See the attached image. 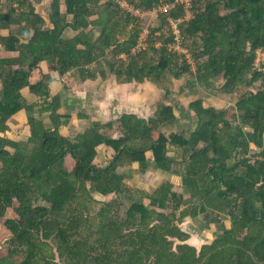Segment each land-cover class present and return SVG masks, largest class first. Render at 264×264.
<instances>
[{"label": "trees", "instance_id": "trees-1", "mask_svg": "<svg viewBox=\"0 0 264 264\" xmlns=\"http://www.w3.org/2000/svg\"><path fill=\"white\" fill-rule=\"evenodd\" d=\"M174 1L52 0L46 19L36 12L43 0H0V220L11 235L0 264H264V69L256 66L264 0H191L189 19L178 4L157 14L140 47L143 27L120 2L150 12ZM71 72L81 82L113 75L162 85L191 76L203 86L222 80L225 94L261 88L228 109L190 102L189 132L168 131L178 119L161 104L149 119L125 113L68 136L59 128L71 117L59 114L60 96L50 100L49 88L51 73ZM36 109L27 141L11 139L10 119ZM102 146L115 153L107 166L97 163ZM134 164L180 183L153 193L134 187L120 173ZM206 212L228 216L230 226L197 249L180 224Z\"/></svg>", "mask_w": 264, "mask_h": 264}, {"label": "rangeland", "instance_id": "rangeland-1", "mask_svg": "<svg viewBox=\"0 0 264 264\" xmlns=\"http://www.w3.org/2000/svg\"><path fill=\"white\" fill-rule=\"evenodd\" d=\"M52 0H43L41 5L38 7V11L43 15L44 18L47 19V8L49 7ZM45 3V4H44ZM123 7L128 11H131L137 18L139 19L140 25L143 27V33L141 35V44L140 47H146V40L150 31V28L156 25L157 22V14L159 13L158 9H155L150 12H144L134 7L128 5L126 2H121ZM62 11L65 12V7H62ZM190 18V14L186 17ZM175 28V25L172 26ZM175 30V29H174ZM99 32L96 30V35ZM73 35L72 32H67L66 37H71ZM176 49L182 51L181 47L175 46ZM258 59L256 61L257 67L264 69V50L258 52ZM46 67L44 66V69ZM194 70V67H192ZM73 73V72H72ZM71 73V75H73ZM71 83V80L68 81ZM222 85V80H219L209 86H203L201 84H196L193 81L191 76H184L179 80L168 79L162 85H155L152 82H145L143 84H137L135 87V93L139 94V113L137 114L139 117L149 119L153 117L156 112L158 105L164 104L173 107V112L178 119V123L173 126H169L166 129L168 131H173L176 133L189 132L195 126V121L192 117V112L189 111L188 105L190 102L194 100H201L203 105L206 107H214L217 110L220 109H228L235 106L238 98L246 91H255L258 88H261L260 84H257L253 88H238L234 92L230 94H225L220 92V87ZM51 100V99H50ZM60 110V109H59ZM66 113H68L66 110ZM65 111H60L61 114H65ZM70 114H75L74 116L77 118V123L79 125H75L74 130L68 129L66 131V135L74 136L76 133V128L83 130L84 132L88 131L92 125L93 121L91 119L85 120L81 115H85V110L80 107L79 109L72 108V111H69ZM77 115V116H76ZM71 117V115H70ZM107 123V122H106ZM248 129V128H247ZM20 136L22 138H26L25 134L21 133ZM100 151V160H98V164L102 166H107L111 159L114 157L115 153L112 149L107 146H102L99 148ZM252 151L250 155H252ZM259 150H255V152ZM169 156H174L173 150L169 149ZM148 157L153 159L152 153L149 152ZM254 159L251 157V160ZM70 163L73 164L74 159L71 157L68 159ZM153 166H150L148 171L144 174L140 173L139 167L137 164L130 168H121L120 173L124 174L131 185L146 189L149 192L153 193L159 186L163 183L168 182V178L162 176L161 174H157L153 170ZM159 171V170H158ZM164 175H170L166 172L159 171ZM172 176V175H170ZM173 177V176H172ZM171 183L179 184L180 180L178 177L170 178ZM95 198L100 201H104L105 198L102 195L94 194ZM7 217H16L13 212H7ZM220 217V218H219ZM220 219H222L220 221ZM223 224L226 228L230 226V219L228 216L220 215L215 212H206L204 215L198 216L195 219L185 218L180 224L181 229L189 234H191L188 243H192L195 245L197 249H200L201 245L210 243L220 232L218 231V227ZM11 235L8 230L2 225V221L0 220V258L7 255V245Z\"/></svg>", "mask_w": 264, "mask_h": 264}, {"label": "crops", "instance_id": "crops-1", "mask_svg": "<svg viewBox=\"0 0 264 264\" xmlns=\"http://www.w3.org/2000/svg\"><path fill=\"white\" fill-rule=\"evenodd\" d=\"M40 5L41 4L36 6V12L39 14H41L38 11V7ZM67 32L73 33L71 37L75 35V33L71 30H68ZM2 33L3 35H7L8 31H3ZM1 56L3 58H11L18 56V54L13 52L1 51ZM71 73L66 74L64 76H60L58 73H51L53 77V81L50 84V88H49L50 89L49 99H52V97L58 95L60 96L61 106H60L59 114H61L60 111H65V109L72 111V108L74 107L75 109H79L80 107H82V109L85 110L86 113L85 115H83L85 116L84 118L85 120L91 119L93 123L95 122L106 123L110 121L111 122L117 121L118 118L125 113L136 114V115L139 113V108H140L139 94L134 92L137 83L122 84L119 83L117 81V78L113 75L109 76V78L106 80L98 79L96 81L81 82L74 73H72L73 75H71ZM69 80H71V83H68ZM38 102L42 103L43 100L38 99ZM69 111H67L68 113H66L65 111V114H61L63 116L71 115V120L69 122V125L62 126L59 128V131L62 134H65L68 129L74 130L73 126L77 124L79 125V123L76 122L77 118L74 116L75 114L72 113L70 114ZM45 115H46L45 122L49 124L48 114ZM32 116L39 117V109H36V111L33 113H29L23 110L17 113L15 116H13L8 123L10 127V132L8 133L9 137L18 142L27 141V139L30 136V128L27 125V122L28 119ZM244 130L249 131V129L245 127ZM21 133L25 134L26 138H22L20 136ZM76 133H84V131L80 130L79 128H76ZM3 135L4 134L0 133V136ZM70 157L72 158L71 155L67 156L66 164L68 170L72 171L73 168L75 167V162H73V164L70 163L68 161ZM100 159L101 157L98 160ZM153 170L157 172V174H161L162 176H164V178L167 177L168 182L170 183H171L170 178L173 179L176 178V176L173 175H172L173 177L170 176L171 174L164 175L163 173H160L159 172L160 170L158 171V169L156 168H153ZM10 211L13 212V210L9 209L8 212ZM10 218H17V216ZM221 220L222 219H220V221Z\"/></svg>", "mask_w": 264, "mask_h": 264}, {"label": "built area", "instance_id": "built-area-1", "mask_svg": "<svg viewBox=\"0 0 264 264\" xmlns=\"http://www.w3.org/2000/svg\"><path fill=\"white\" fill-rule=\"evenodd\" d=\"M120 4L123 7V4L121 2H120ZM178 4H183L184 5V9L186 10V17H187L189 9L191 7V0H175L174 3H172L171 5H165V6L159 7L158 10H159V12H167L168 10L174 8ZM170 23H171L172 26L175 25L174 33L176 34V23H173V22H170ZM256 66H257V64H256Z\"/></svg>", "mask_w": 264, "mask_h": 264}]
</instances>
